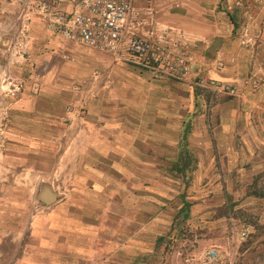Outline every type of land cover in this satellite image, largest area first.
<instances>
[{"label": "crops", "instance_id": "1", "mask_svg": "<svg viewBox=\"0 0 264 264\" xmlns=\"http://www.w3.org/2000/svg\"><path fill=\"white\" fill-rule=\"evenodd\" d=\"M80 2L61 0L58 8L87 15ZM18 13L14 0H0V82L7 76L20 87L14 98L0 89V264H48L49 254L56 259L50 264H81L85 256L83 264H96L101 255L105 264L112 257L127 264L153 259L155 241L171 236L178 200H161L156 217L145 213L143 197L95 204L127 212L114 215V225L105 213L102 227L100 214L98 226L88 229L87 249L80 247L73 214L56 210L69 211L64 199L81 178L95 175L98 162L128 161L138 168L153 159L143 149L156 132H167L174 168L190 156L204 161V176L198 175L206 181L199 184L205 194L223 186L212 181L207 162L221 169L226 161L229 172L236 169L229 166L234 160L255 161L260 165H250L254 174H264V0H134L124 39L154 37L171 50L186 44L190 74L183 81L138 65L124 48L113 54L65 38L50 13H34L28 31L19 33ZM244 26L247 45L241 44ZM13 33L23 43L19 55L6 52ZM201 79L221 80L238 93H212L198 85ZM253 79L260 81L257 87ZM124 177L120 194L132 190ZM43 189L52 193L50 203L39 198ZM102 234L104 244L97 241Z\"/></svg>", "mask_w": 264, "mask_h": 264}, {"label": "rangeland", "instance_id": "2", "mask_svg": "<svg viewBox=\"0 0 264 264\" xmlns=\"http://www.w3.org/2000/svg\"><path fill=\"white\" fill-rule=\"evenodd\" d=\"M164 135L168 136L167 132H156L144 142L143 153L152 154L153 159H144L138 168L135 163L128 161L122 163L100 161L96 164L95 175H88L86 180L81 178L75 192L70 193L68 199H64L70 203L69 211L57 209L56 213L73 214L80 226L78 241L81 249H87L88 229L93 224L98 226L97 218L100 214L99 224L102 227L105 213L111 214L115 221L110 225H114L119 222L114 215L125 217L127 212L118 206L111 209H95V206L98 207L95 204L120 201L135 203L137 197H143L144 209H148L145 213L147 215L151 213L156 217V206L161 205L160 201H164L168 196L169 201L178 200L182 205L173 217L171 236H163L155 241L153 259L144 257L130 264H198L197 259L211 247L220 252L223 264H264V174L257 176L254 174L257 170L252 169V166L260 164L253 160L237 164L238 162L234 160L229 166L234 165L236 169L228 172L226 161L221 169H216L214 163L207 162L211 174L215 176L212 181H218L216 184L223 186L222 190L214 195L205 194L200 187L206 181L204 182V177L198 175L201 171V175L204 174V161H200V158L194 161L190 156L185 164L178 160L180 166L174 168L177 161L170 160L172 146L169 147ZM153 137V144H149ZM174 142H178L175 136ZM175 149L177 150V146ZM140 172L143 173L142 177ZM124 176L128 182V190H132L120 194L119 188L125 185H119V181H124ZM105 184L111 186H107L108 189H115L116 193L111 194ZM140 185H143V191L139 190ZM207 189L215 191L214 186ZM152 201L154 207L151 205ZM219 202L224 203L219 206ZM130 220L132 219L128 218L129 223ZM102 236L103 234L97 235V241L100 239L101 244H104ZM52 260L56 259L49 254L48 264ZM85 261L87 262V257H81V264ZM65 262L66 260L64 264ZM96 264H105V258L102 255L97 257ZM110 264L127 263L112 257Z\"/></svg>", "mask_w": 264, "mask_h": 264}, {"label": "built area", "instance_id": "3", "mask_svg": "<svg viewBox=\"0 0 264 264\" xmlns=\"http://www.w3.org/2000/svg\"><path fill=\"white\" fill-rule=\"evenodd\" d=\"M19 5V21L22 27L19 33H26L31 17L34 13H50L56 21L59 32L67 39L81 43L87 47L116 54L121 48L131 56L135 63L175 80L183 81L190 74V56L186 44L176 43L174 49L156 38L133 35L124 39V19L130 12L134 0H81L80 6L87 10V15L75 13L67 15L58 8L61 0H14ZM248 27L242 29L241 44L249 42ZM6 34V33H4ZM9 50L16 54L23 51V43L14 40V33ZM257 87L260 81L251 80ZM0 89L8 98H14L20 91L19 85L11 78L4 76L0 82ZM198 85L212 93H223L236 96L238 88L221 80H199ZM3 116H6L4 110ZM244 234V232H243ZM198 264H223L220 252L215 248H208L197 259Z\"/></svg>", "mask_w": 264, "mask_h": 264}, {"label": "water", "instance_id": "4", "mask_svg": "<svg viewBox=\"0 0 264 264\" xmlns=\"http://www.w3.org/2000/svg\"><path fill=\"white\" fill-rule=\"evenodd\" d=\"M39 198L45 203L53 201V195L48 189H43L39 194Z\"/></svg>", "mask_w": 264, "mask_h": 264}]
</instances>
